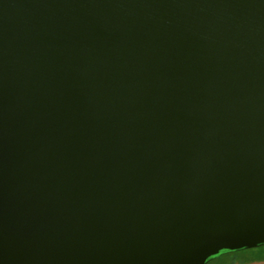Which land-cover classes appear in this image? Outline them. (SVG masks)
Returning a JSON list of instances; mask_svg holds the SVG:
<instances>
[{
    "label": "water",
    "instance_id": "1",
    "mask_svg": "<svg viewBox=\"0 0 264 264\" xmlns=\"http://www.w3.org/2000/svg\"><path fill=\"white\" fill-rule=\"evenodd\" d=\"M263 245L264 0H0V264Z\"/></svg>",
    "mask_w": 264,
    "mask_h": 264
},
{
    "label": "trees",
    "instance_id": "2",
    "mask_svg": "<svg viewBox=\"0 0 264 264\" xmlns=\"http://www.w3.org/2000/svg\"><path fill=\"white\" fill-rule=\"evenodd\" d=\"M264 246V245H263ZM262 246V247H263ZM261 247V246H260ZM251 252L250 249H243L239 251H223L219 255L211 258L209 261H214L215 264H249L253 263L246 259V257L241 258V253Z\"/></svg>",
    "mask_w": 264,
    "mask_h": 264
},
{
    "label": "rangeland",
    "instance_id": "3",
    "mask_svg": "<svg viewBox=\"0 0 264 264\" xmlns=\"http://www.w3.org/2000/svg\"><path fill=\"white\" fill-rule=\"evenodd\" d=\"M252 250L251 252H244L241 253L240 257L248 259L249 261L253 263L249 264H264V246L262 247H257ZM207 264H215L214 261H208Z\"/></svg>",
    "mask_w": 264,
    "mask_h": 264
}]
</instances>
